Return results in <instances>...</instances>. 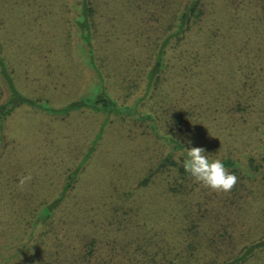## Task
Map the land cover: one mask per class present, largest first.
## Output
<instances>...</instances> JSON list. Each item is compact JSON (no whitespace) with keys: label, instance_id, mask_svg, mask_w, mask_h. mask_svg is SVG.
Segmentation results:
<instances>
[{"label":"rangeland","instance_id":"374dc122","mask_svg":"<svg viewBox=\"0 0 264 264\" xmlns=\"http://www.w3.org/2000/svg\"><path fill=\"white\" fill-rule=\"evenodd\" d=\"M186 2L96 0L94 44L116 98L132 105L146 93L159 43ZM78 8V0H0V43L26 95L61 107L95 91L99 79L74 27ZM206 9L201 28L169 50L159 86L141 107L155 113L158 135L150 122L111 121L45 242L22 263L166 264L186 249L194 264H205L264 237L263 181L238 198L201 184L176 195L163 177L139 185L173 150L169 134L243 165L263 152L264 0H206ZM104 119L27 107L0 119V253L18 252L34 211L60 195Z\"/></svg>","mask_w":264,"mask_h":264},{"label":"trees","instance_id":"16d2710c","mask_svg":"<svg viewBox=\"0 0 264 264\" xmlns=\"http://www.w3.org/2000/svg\"><path fill=\"white\" fill-rule=\"evenodd\" d=\"M79 8L75 12L74 27L78 33V39L81 48L88 56V67L95 73L99 79V84L94 92L85 93L78 98L71 100L67 104L57 107L48 100L34 98L23 93L17 86L14 70L7 60L3 46L0 43V92L5 95L4 100L0 102V119L6 120L15 110L27 107L41 111L50 116L65 117L74 112L90 111L105 116L96 138L93 140L84 156L83 162L76 168L67 179L60 195L49 203H44L34 211L27 227V231L22 236V241L17 253H10L6 248L0 253V264L22 263L30 256L31 250L35 244L45 242V236L49 234L46 231L49 222L53 218L57 209L64 202L68 191L76 181L82 166L93 154L96 145L103 137L106 126L115 120L134 119L139 122H150L154 132L159 131V122L155 113L151 110H141L145 105L147 98L153 89L157 88L161 73L167 67V55L173 45L179 47L182 45L191 33L201 28L206 16V0H187L183 8L176 14V17L169 24L164 39L159 43V48L155 54V60L152 67L146 73V93L139 97L134 104L129 105L127 101L116 98L109 82L110 75L106 71L105 62L101 56L100 49L94 44L97 33L96 28V0H78ZM159 86V85H158ZM179 121L181 119L177 117ZM159 121V119H158ZM156 122V123H155ZM157 124V125H155ZM158 135V134H157ZM169 142L173 145V150L165 155L161 161L148 171L146 176L139 183L140 186H147L150 182L163 177L167 179L170 190L176 195H187L199 183L195 182L183 169L182 161L186 155V149L190 144L185 139H180L177 134H169ZM225 167L235 173L237 182L231 188L230 192L235 198L242 193L249 191V186H258L259 181L264 182V148L259 159L251 157L246 165L241 161L226 157L222 159ZM7 247V246H6ZM26 252V253H25ZM92 253V251H88ZM184 253V254H183ZM192 252L180 251L166 264H194ZM264 259V237L260 240L245 245L237 252L233 253L228 259L222 262H207L205 264H262L258 263ZM89 263V261L87 262ZM45 264V263H43ZM53 264V263H46Z\"/></svg>","mask_w":264,"mask_h":264},{"label":"clouds","instance_id":"9594fccd","mask_svg":"<svg viewBox=\"0 0 264 264\" xmlns=\"http://www.w3.org/2000/svg\"><path fill=\"white\" fill-rule=\"evenodd\" d=\"M188 143H191L189 140ZM186 155L182 161L184 171L197 183L213 191L227 192L237 182L235 173L229 171L220 158H213L203 147L185 148ZM31 174L18 178V187L31 181Z\"/></svg>","mask_w":264,"mask_h":264}]
</instances>
